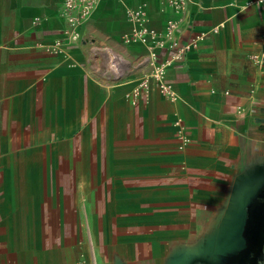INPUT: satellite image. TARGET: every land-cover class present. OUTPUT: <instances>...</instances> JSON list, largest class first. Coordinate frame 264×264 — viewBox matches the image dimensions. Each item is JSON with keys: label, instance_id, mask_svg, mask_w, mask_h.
<instances>
[{"label": "crops", "instance_id": "obj_1", "mask_svg": "<svg viewBox=\"0 0 264 264\" xmlns=\"http://www.w3.org/2000/svg\"><path fill=\"white\" fill-rule=\"evenodd\" d=\"M0 0V264H248L264 208V5ZM146 12L151 35L127 10ZM195 43L153 73L169 20ZM258 55L256 62L252 57Z\"/></svg>", "mask_w": 264, "mask_h": 264}, {"label": "built area", "instance_id": "obj_2", "mask_svg": "<svg viewBox=\"0 0 264 264\" xmlns=\"http://www.w3.org/2000/svg\"><path fill=\"white\" fill-rule=\"evenodd\" d=\"M102 0H64V8L67 16V21L70 26V36L73 42H77L80 37V29L84 23L92 16L94 11L97 9L99 3ZM188 0H161L166 6L170 7L175 14L180 16L187 4ZM255 5L263 6L264 0H255L253 2ZM128 18L138 21L142 24L141 29L137 32V37L142 39L144 42L148 41V37L151 35L150 30L147 28L146 24V12L142 9L137 10H127ZM178 20H169L167 29L163 34L162 43L167 44L169 49L175 51V56L167 63H159L158 56L156 53L152 55L154 57L153 73L147 77L142 83V88L147 90L150 81L156 80L166 94L170 101L175 102L177 100V95L172 89V87L166 82V74L169 67L177 63L183 62L187 54L195 46V43L185 44L182 47L177 45L174 40L176 33ZM256 62L259 61L260 57L254 55L252 57Z\"/></svg>", "mask_w": 264, "mask_h": 264}, {"label": "flooded vegetation", "instance_id": "obj_3", "mask_svg": "<svg viewBox=\"0 0 264 264\" xmlns=\"http://www.w3.org/2000/svg\"><path fill=\"white\" fill-rule=\"evenodd\" d=\"M246 234L247 249L238 256V260H246L248 264H264V208L253 215Z\"/></svg>", "mask_w": 264, "mask_h": 264}]
</instances>
